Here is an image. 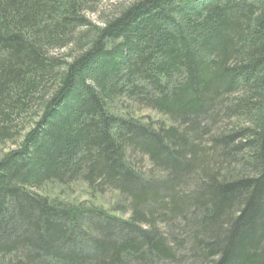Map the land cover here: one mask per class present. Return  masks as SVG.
<instances>
[{"label": "trees", "instance_id": "1", "mask_svg": "<svg viewBox=\"0 0 264 264\" xmlns=\"http://www.w3.org/2000/svg\"><path fill=\"white\" fill-rule=\"evenodd\" d=\"M101 1L0 0V264H264V0Z\"/></svg>", "mask_w": 264, "mask_h": 264}, {"label": "rangeland", "instance_id": "2", "mask_svg": "<svg viewBox=\"0 0 264 264\" xmlns=\"http://www.w3.org/2000/svg\"><path fill=\"white\" fill-rule=\"evenodd\" d=\"M136 1H139V0H102L98 4L96 9L93 12L88 13L86 15V17L92 25L97 26L98 28H102L108 19L117 15L123 8H125L126 6L132 4ZM64 53H65L64 51H59V52H56V55L62 56V54H64ZM68 59L69 58H66V60H68ZM141 115H143L144 117L148 116L151 118L156 117L153 113L148 112V111H145V112L143 111L141 113ZM11 147H13V146L11 144H8V145H6V147L3 150L10 149ZM80 194H81V191H78L75 194L74 198L78 199L79 197H81L80 201L87 199L86 196H81ZM115 201H116L115 198L107 195L103 198H98V200L95 201L94 204L96 207L102 208L104 210H107V209L110 210V209H113V205L115 204ZM115 215H118V213H115ZM123 218L127 219L128 214H125L123 216Z\"/></svg>", "mask_w": 264, "mask_h": 264}]
</instances>
